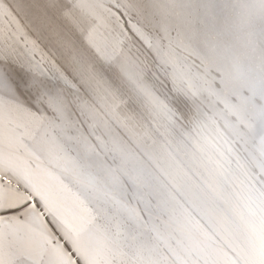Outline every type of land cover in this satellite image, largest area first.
I'll return each mask as SVG.
<instances>
[{
  "label": "bare ground",
  "instance_id": "bare-ground-1",
  "mask_svg": "<svg viewBox=\"0 0 264 264\" xmlns=\"http://www.w3.org/2000/svg\"><path fill=\"white\" fill-rule=\"evenodd\" d=\"M133 2L148 0H0V70L16 83L42 72L74 101L60 115L23 88H0V189L23 193L31 181L70 222L119 225L127 264H249L260 223L248 196L264 184V21L247 7L255 0H177L215 6L176 8L167 32L146 30L164 66L130 31L140 19ZM122 29L151 63L145 82L160 99L173 71L201 89L183 127L136 93L114 106L109 73L93 78L108 65L89 36L110 54ZM44 224L65 243L51 216ZM37 240L22 230L0 259L46 264Z\"/></svg>",
  "mask_w": 264,
  "mask_h": 264
},
{
  "label": "snow or ice",
  "instance_id": "snow-or-ice-1",
  "mask_svg": "<svg viewBox=\"0 0 264 264\" xmlns=\"http://www.w3.org/2000/svg\"><path fill=\"white\" fill-rule=\"evenodd\" d=\"M214 6L204 2L177 3V0H169L168 3H159L157 0L133 2L128 7L137 11L140 19L137 24L130 25V31L155 54L162 66L168 65L169 60L161 55L159 41L150 37L146 30L155 31L162 28L167 32L168 23L164 18L172 15L176 8L208 9ZM247 7L256 10L264 21V0H255ZM125 41L129 43L126 44ZM89 43L108 65L107 69L101 66L100 69L94 70L92 75L95 78L102 77L104 72L109 73L108 79L104 82L108 85V98L114 106L118 107L119 104L125 103L124 97H127L128 102H134L132 94L136 93L137 96L144 97L150 104L162 109L169 121L179 127H183L186 121H191L193 108L199 111L198 97L201 89L194 88L175 71L171 73L170 95L160 99L155 94L145 82L152 65L139 49L133 51L132 37L123 29L120 35L113 39L110 54L104 52L91 35ZM251 43H255L254 34ZM261 45L264 46V35L261 37ZM61 78L65 83L68 82L66 78ZM220 83L224 89L229 87L226 79L222 78ZM0 88H8L11 91L23 88L33 94L37 102L60 115L74 103L58 84L45 78L42 72L30 73L21 78V83H16L5 71L0 70ZM261 99H264V90L261 92ZM261 118L264 119V106L261 107ZM261 170L264 171V163L261 164ZM261 179L264 180V176ZM248 198L250 200L254 198L259 202L260 223L259 243L254 244L248 253L249 264H264V184L259 188L252 186ZM46 215L51 216L52 224L58 230L64 244L60 243L56 235L45 226ZM22 230L36 234L38 237L36 246L39 248V254L46 258V264H80V261H83V264H127L128 253L119 243L121 236L119 225H116L113 231L100 224L96 216L79 223L70 222L49 195L31 181L26 182V190L23 193L18 190L0 189V254L3 252V243L17 236ZM133 255L138 256L139 252H134ZM0 264H4L3 259H0Z\"/></svg>",
  "mask_w": 264,
  "mask_h": 264
}]
</instances>
